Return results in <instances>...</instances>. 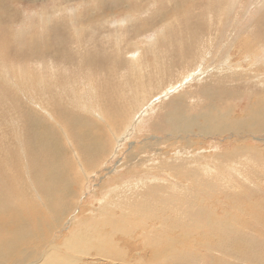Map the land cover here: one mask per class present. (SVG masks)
Returning a JSON list of instances; mask_svg holds the SVG:
<instances>
[{
	"label": "rangeland",
	"instance_id": "1",
	"mask_svg": "<svg viewBox=\"0 0 264 264\" xmlns=\"http://www.w3.org/2000/svg\"><path fill=\"white\" fill-rule=\"evenodd\" d=\"M0 171V264H264V0H0Z\"/></svg>",
	"mask_w": 264,
	"mask_h": 264
},
{
	"label": "bare ground",
	"instance_id": "2",
	"mask_svg": "<svg viewBox=\"0 0 264 264\" xmlns=\"http://www.w3.org/2000/svg\"><path fill=\"white\" fill-rule=\"evenodd\" d=\"M178 11H180V10H178ZM168 14V13H167ZM167 14H166V16H167ZM165 15V14H164ZM169 15V14H168ZM173 16V15H172ZM171 16V17H172ZM178 16V15H177ZM169 17H170V15H169ZM171 20V19H170ZM168 20L167 19H165V22H167ZM161 23H163V22H161ZM210 35V34H209ZM209 40V42H212V38H211V36L208 38ZM207 41V40H206ZM214 41V40H213ZM202 53H204L203 51L199 54V55H201ZM206 73V72H205ZM212 84H214V83H212V82H207V83H201L200 85H201V89H202V92L201 93H203V95H205L206 97H210V98H212L213 97V95L215 94V90L213 89L214 88V86L212 85ZM200 87V86H199ZM201 96H199L198 98H200ZM180 108V107H179ZM178 108V109H179ZM252 110V109H251ZM247 126V125H246ZM253 131V130H252ZM33 132H34V128H32L30 131H26V136H27V144H28V149H29V152H31L30 154L32 155V153L34 152V144H33V140H32V134H33ZM43 143V142H42ZM41 143V144H42ZM47 144H48V142H47ZM52 145L50 146V148H51V150H49V149H47L48 150V152H46V151H41L42 149H44L43 148V146H42V149L40 150L39 149V151L40 152H43L42 153V155H44V153H45V155H46V157H47V154L48 155H50L51 157H56V154H55V149H54V147H53V150H52ZM232 149V148H231ZM243 152V151H242ZM34 155V154H33ZM44 155V156H45ZM45 157V158H46ZM176 158V157H175ZM51 159V158H50ZM50 159L49 160H47V162H46V164H47V168H51L52 169V172H55L56 171V174L55 175H57V174H60V172H59V170L56 168V164H55V158L53 159V160H51L50 161ZM37 161H36V159H35V161H34V163H36ZM1 172V171H0ZM54 176V175H53ZM61 176V175H60ZM56 178V177H55ZM59 178V177H58ZM148 180V179H147ZM139 185H140V183H139ZM160 187V186H159ZM161 188V187H160ZM147 192V191H146ZM150 192V191H149ZM52 199H53V197H52ZM51 199V200H52ZM49 201H50V199H49ZM37 207H39V206H37ZM3 208V207H2ZM11 207H9V209H10ZM5 209H7V211H8V208H7V206H6V208ZM17 209H19V208H17ZM2 211H3V209H2ZM35 211H38V210H35ZM17 213V212H16ZM25 213V212H24ZM5 214V213H4ZM7 214V213H6ZM8 215V214H7ZM2 216L4 217V215H3V212H2ZM10 216V215H9ZM18 216H19V213H18ZM29 216V215H28ZM3 217H0L1 219L3 218ZM11 217H12V215H11ZM17 217V216H16ZM5 218V217H4ZM31 218V217H30ZM0 219V220H1ZM5 221V220H4ZM3 220H2V222H4ZM30 221V220H29ZM32 224V223H31ZM2 226H4V225H2ZM19 227V226H18ZM35 227V226H34ZM19 231V230H18ZM37 237V236H36ZM12 239V238H11ZM25 242V241H24ZM21 244H22V241L20 242ZM19 243V244H20ZM75 243V242H74ZM7 244V243H6ZM5 244V245H6ZM121 245V244H120ZM7 246V245H6ZM12 246V245H11ZM13 246H15V245H13ZM22 246V245H21ZM20 246H18V248H19ZM51 247H54L55 249H56V247H57V245L55 244V243H53V244H51ZM47 248V247H46ZM4 249H6V248H4ZM3 249V250H4ZM7 249H9V248H7ZM20 249H22V248H20ZM52 248H50V250H51ZM15 249H13V251H14ZM10 251H12L11 249H10ZM24 251V250H23ZM14 252H16V250L14 251ZM14 252H12V253H14ZM25 252V251H24ZM3 253H4V251H3ZM8 253V252H7ZM42 253V252H41ZM22 254V253H21ZM38 254V253H37ZM51 254V253H50ZM9 255H12L11 253H9ZM19 255V254H18ZM24 255H26V257L27 258H29V257H33V255H36V251H32L31 249H27V252H26V254H24ZM49 255V250L48 249H46V250H44V253L42 254V255H40V258H41V256H42V259H41V261L44 259V256H48ZM52 255V254H51ZM21 256V255H20ZM23 256V255H22ZM55 256H56V253H55ZM108 256V255H107ZM120 256V255H119ZM49 257V256H48ZM24 258V257H23ZM52 258V257H51ZM73 258V257H72ZM5 259V258H4ZM8 259V258H7ZM80 260L81 258H79V256H76V257H74V260ZM114 259V258H113ZM9 260V259H8ZM22 260H24V259H21L20 261H22ZM38 258L34 261L35 263H37L38 262ZM110 260V259H109ZM123 260V259H122ZM6 261V260H5ZM28 261V260H27ZM45 261V260H44ZM25 262H26V260H25ZM33 263V262H32ZM38 264H41V262L39 261V263Z\"/></svg>",
	"mask_w": 264,
	"mask_h": 264
},
{
	"label": "crops",
	"instance_id": "3",
	"mask_svg": "<svg viewBox=\"0 0 264 264\" xmlns=\"http://www.w3.org/2000/svg\"><path fill=\"white\" fill-rule=\"evenodd\" d=\"M156 42H157V37H155V38H153V39H151L150 41H149V43H150V46L153 48V50H154V53L156 52ZM243 45H244V43H243ZM250 47H247V49H249ZM246 52H248V51H246ZM205 53V52H204ZM252 54V53H251ZM209 55H210V53L209 54H206V55H204L203 57H209ZM203 57L200 59V61L197 63V65L198 66H200V65H204L205 64V62L206 61H203ZM209 59V58H208ZM231 63H232V61H231ZM238 63H240V62H238ZM199 72V69H193V70H190V69H188L187 70V72H189V74H192V72ZM206 74H208L207 75V78H206V80L203 82V83H207V82H212V78H214V76L211 74V72H206ZM199 74H196V75H194V76H198ZM217 82V80L216 81H214L213 83H216ZM161 85V84H160ZM171 89L172 88V83L170 84V85H167L164 89ZM182 95H185V94H182ZM190 95H193V92L192 93H190ZM180 96V95H179ZM181 98V97H180ZM181 104L183 103L182 102V99H181V102H180Z\"/></svg>",
	"mask_w": 264,
	"mask_h": 264
}]
</instances>
